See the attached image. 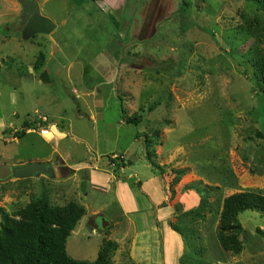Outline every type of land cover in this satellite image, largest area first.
I'll return each instance as SVG.
<instances>
[{
	"label": "rangeland",
	"instance_id": "374dc122",
	"mask_svg": "<svg viewBox=\"0 0 264 264\" xmlns=\"http://www.w3.org/2000/svg\"><path fill=\"white\" fill-rule=\"evenodd\" d=\"M37 1L56 29L26 41L18 0H0V164L47 158L62 170L1 182L0 208L12 214L36 197L82 205L66 240L74 260L94 261L103 241L116 239L114 264H137L134 246L139 264H264L263 213H240L241 251H224L216 237L225 197L264 195V93L252 65L264 57V8L251 0ZM39 52L44 66L34 71ZM133 115L136 125L127 123ZM25 121L41 125L10 135ZM50 125L65 136L50 141ZM147 139L162 175L147 160ZM119 184L138 214H122ZM164 213L157 227L155 214Z\"/></svg>",
	"mask_w": 264,
	"mask_h": 264
},
{
	"label": "trees",
	"instance_id": "16d2710c",
	"mask_svg": "<svg viewBox=\"0 0 264 264\" xmlns=\"http://www.w3.org/2000/svg\"><path fill=\"white\" fill-rule=\"evenodd\" d=\"M264 8V0H251ZM251 36L258 35L250 31ZM252 65L255 69L257 93H264V57L254 56ZM44 54L39 52L33 65L34 71L44 66ZM139 117L133 115L127 123L138 124ZM41 123V122H40ZM37 121L23 122L20 130L12 132L14 138L23 137ZM146 157L154 170L160 166L151 160L153 153L149 150L151 141L147 139ZM116 161L114 160L113 163ZM117 167L120 165L115 164ZM251 210L264 214V195L256 192L240 191L225 197L216 230V237L224 251L239 252L242 250L240 236L243 227L239 221L240 213ZM85 215L82 205L70 201L63 206L51 205L47 197L32 198L23 208L8 213L0 208V264H114L113 255L118 248L116 242L105 240L101 244L94 261L74 260L66 253V240L78 221ZM264 236V232L256 229Z\"/></svg>",
	"mask_w": 264,
	"mask_h": 264
},
{
	"label": "water",
	"instance_id": "95a60500",
	"mask_svg": "<svg viewBox=\"0 0 264 264\" xmlns=\"http://www.w3.org/2000/svg\"><path fill=\"white\" fill-rule=\"evenodd\" d=\"M21 6L20 22L18 30L23 40H29L36 35H51L56 24L49 18L40 14V7L37 0H18ZM56 168L45 162H36L24 166L12 167L7 164H0V182H6L11 178L28 179L40 175L54 178ZM109 222L102 225L105 230Z\"/></svg>",
	"mask_w": 264,
	"mask_h": 264
},
{
	"label": "crops",
	"instance_id": "0c3cea01",
	"mask_svg": "<svg viewBox=\"0 0 264 264\" xmlns=\"http://www.w3.org/2000/svg\"><path fill=\"white\" fill-rule=\"evenodd\" d=\"M39 4V3H38ZM41 76V75H40ZM44 118V117H43ZM39 124H40V122H39ZM44 124V123H43ZM41 125V124H40ZM39 125V126H40ZM3 125H2V123H0V128L2 127ZM41 130H47V129H45V128H43V127H39ZM48 131H50V132H47V133H49V135H50V141H54V140H56V139H59V138H61L62 136H65V133H63V132H61V131H58V130H56V128H55V126L54 125H50L49 126V129H48ZM28 132V131H27ZM26 132V133H27ZM44 133V132H43ZM46 161H50L49 159H43L41 162H46ZM95 179H96V177L95 176H93V178H92V183H93V185L96 183V181H95ZM119 186L120 187H122V188H125L126 189V191H123V193H119V192H117V194H116V196L115 197H117L116 199H117V202H118V204H119V206H120V208H121V212H122V214L124 215V216H126V215H130V214H138V212H139V208L136 206V204L134 203V205H132V207L130 208L129 206H126V205H124V203H123V199H124V197H125V194H130L128 191V187H127V185L126 184H124V185H120L119 184ZM92 187V186H91ZM116 187H115V191L114 192H116ZM126 192V193H125ZM125 193V194H124ZM132 194V193H131ZM156 205V204H155ZM156 208H157V206H155ZM158 209V208H157ZM157 211H159V209L157 210ZM159 212H161V211H159ZM166 213V212H165ZM164 213V215L162 216V217H164L163 219H159L158 218V216L155 214V223H156V226L158 227V224L159 225H161L162 224V222H167V218H166V214ZM140 214V213H139ZM81 220V219H80ZM127 221L129 222V223H131V219L129 218V217H127ZM91 222H93L92 224H94V221H91ZM76 227V226H75ZM160 227V226H159ZM95 228V227H94ZM75 229V228H74ZM159 229V228H158ZM72 233V232H71ZM115 242H116V239H115ZM117 243V242H116ZM118 245V244H117ZM135 247V246H134ZM133 247V248H134ZM133 248H132V251H130V257L132 258V259H135L136 260V262H137V264H139L138 263V257H136V255H134V253H133ZM118 249V248H117ZM116 252V251H115ZM115 254V253H114ZM149 260V256L148 257H146V260ZM113 263H114V261H113ZM162 263H164V261L162 262ZM166 263V262H165ZM146 264H148V263H146Z\"/></svg>",
	"mask_w": 264,
	"mask_h": 264
},
{
	"label": "flooded vegetation",
	"instance_id": "af4514ba",
	"mask_svg": "<svg viewBox=\"0 0 264 264\" xmlns=\"http://www.w3.org/2000/svg\"><path fill=\"white\" fill-rule=\"evenodd\" d=\"M45 163H48V164L52 165L54 168H56V171H55L56 176L58 174H61L62 167L59 164H57V162H55V164H54L53 161H46ZM48 178H50V177H48Z\"/></svg>",
	"mask_w": 264,
	"mask_h": 264
},
{
	"label": "built area",
	"instance_id": "2783aa9c",
	"mask_svg": "<svg viewBox=\"0 0 264 264\" xmlns=\"http://www.w3.org/2000/svg\"><path fill=\"white\" fill-rule=\"evenodd\" d=\"M43 119V121H45V118H42Z\"/></svg>",
	"mask_w": 264,
	"mask_h": 264
}]
</instances>
